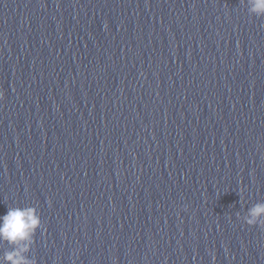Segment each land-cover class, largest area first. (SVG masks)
Returning a JSON list of instances; mask_svg holds the SVG:
<instances>
[{
  "label": "water",
  "instance_id": "obj_1",
  "mask_svg": "<svg viewBox=\"0 0 264 264\" xmlns=\"http://www.w3.org/2000/svg\"><path fill=\"white\" fill-rule=\"evenodd\" d=\"M0 264H264V0H0Z\"/></svg>",
  "mask_w": 264,
  "mask_h": 264
}]
</instances>
